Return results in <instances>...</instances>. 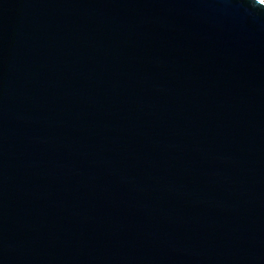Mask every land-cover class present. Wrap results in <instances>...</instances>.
<instances>
[{
    "label": "water",
    "instance_id": "obj_1",
    "mask_svg": "<svg viewBox=\"0 0 264 264\" xmlns=\"http://www.w3.org/2000/svg\"><path fill=\"white\" fill-rule=\"evenodd\" d=\"M0 264H264V0H0Z\"/></svg>",
    "mask_w": 264,
    "mask_h": 264
}]
</instances>
